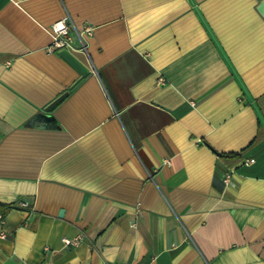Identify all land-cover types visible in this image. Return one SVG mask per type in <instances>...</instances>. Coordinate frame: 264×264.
<instances>
[{
  "label": "crops",
  "instance_id": "crops-1",
  "mask_svg": "<svg viewBox=\"0 0 264 264\" xmlns=\"http://www.w3.org/2000/svg\"><path fill=\"white\" fill-rule=\"evenodd\" d=\"M257 5L0 0V264H264ZM64 16L83 78L46 51Z\"/></svg>",
  "mask_w": 264,
  "mask_h": 264
},
{
  "label": "built area",
  "instance_id": "built-area-1",
  "mask_svg": "<svg viewBox=\"0 0 264 264\" xmlns=\"http://www.w3.org/2000/svg\"><path fill=\"white\" fill-rule=\"evenodd\" d=\"M74 29L68 16L51 23L49 27L46 28L47 33L50 36V44L46 47L48 53H58V51L65 49L66 51L72 53L74 50H79L82 53L87 52V46L84 39L92 35L91 27H84L80 33L76 32L77 38L79 40V46L75 47L73 44V38L70 34L71 30ZM248 162H252L249 160ZM167 163V161H166ZM232 170L227 171L224 174L223 182L227 183L231 177ZM16 207L20 209H25L29 207L27 201H18ZM4 224V214L0 213V225ZM7 234L4 232L3 228L0 230V240H4ZM81 239V235H76L72 238H63L62 243L64 246H76Z\"/></svg>",
  "mask_w": 264,
  "mask_h": 264
},
{
  "label": "water",
  "instance_id": "water-1",
  "mask_svg": "<svg viewBox=\"0 0 264 264\" xmlns=\"http://www.w3.org/2000/svg\"><path fill=\"white\" fill-rule=\"evenodd\" d=\"M258 5L256 6L257 12L264 17V0H257ZM58 55L66 61L80 76V78L85 77L89 73V69L84 66L72 53L62 49L58 51ZM68 94V91H64L53 99L46 107L44 108L45 112L52 111ZM61 214V212H60Z\"/></svg>",
  "mask_w": 264,
  "mask_h": 264
}]
</instances>
